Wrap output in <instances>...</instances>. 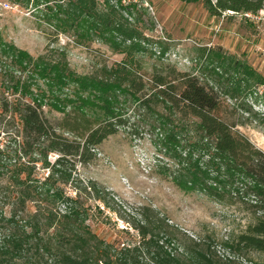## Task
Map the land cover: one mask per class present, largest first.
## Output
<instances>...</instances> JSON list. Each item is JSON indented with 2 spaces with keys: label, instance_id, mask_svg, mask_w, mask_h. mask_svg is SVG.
<instances>
[{
  "label": "trees",
  "instance_id": "16d2710c",
  "mask_svg": "<svg viewBox=\"0 0 264 264\" xmlns=\"http://www.w3.org/2000/svg\"><path fill=\"white\" fill-rule=\"evenodd\" d=\"M13 2L39 10V27L48 33L82 46L99 40L123 59L82 75L71 69L64 50L33 57L0 32V264H234L186 236L180 253L170 248L175 237L165 220L147 212L133 226L138 240L131 244L116 245L93 232L87 202L104 203L103 192L95 182H78L76 165L90 163L126 126L122 108L128 102L162 129L165 154L176 167L166 178L176 188L250 213L246 229L222 246L233 255L264 256V152L239 131L258 120L246 99H264V76L246 61L217 53L223 71L214 80L217 88L175 69L155 70L144 82L136 60L140 32L124 16L135 4ZM263 2L205 0V7L212 16H245L264 10ZM44 107L62 118L51 122ZM237 111L247 116L237 118Z\"/></svg>",
  "mask_w": 264,
  "mask_h": 264
},
{
  "label": "rangeland",
  "instance_id": "374dc122",
  "mask_svg": "<svg viewBox=\"0 0 264 264\" xmlns=\"http://www.w3.org/2000/svg\"><path fill=\"white\" fill-rule=\"evenodd\" d=\"M130 3L136 8L132 15L124 16L140 32L136 60L142 66L144 82H149L155 70L175 69L217 88L214 80L222 78L223 72L218 69L217 53L246 61L264 76V10L255 15H232L233 12L226 11L212 16L205 0H126L122 4ZM4 4L11 8H5ZM38 14L39 10L31 4L25 7L13 0H0L1 34L33 57L45 53L46 49L64 50L71 69L82 75L123 59V55L112 52L99 40L82 46L67 35L48 33L44 25L39 27ZM246 103L258 120H250L239 131L264 152V99L251 96ZM134 109L135 105L128 102L122 108L126 126L100 145L90 163L76 165L78 182L84 185L95 182L103 192L104 203L87 202L93 232L116 245L131 244L138 240L133 226L147 212L165 220L166 230L175 237L170 248L179 253V245L186 236L209 245L217 256L234 264H258L264 260L263 255L255 252L233 255L222 246L228 238L246 229L250 213L240 204H220L204 195L176 188L166 178L176 167L175 161L165 154L162 129ZM43 113L51 122L63 116L48 107L43 108ZM241 115L247 116L237 111L236 117ZM182 149L179 147L178 151ZM54 158L51 156L52 161ZM67 190L75 194L72 186Z\"/></svg>",
  "mask_w": 264,
  "mask_h": 264
},
{
  "label": "built area",
  "instance_id": "2783aa9c",
  "mask_svg": "<svg viewBox=\"0 0 264 264\" xmlns=\"http://www.w3.org/2000/svg\"><path fill=\"white\" fill-rule=\"evenodd\" d=\"M126 0H122V3L125 2ZM5 8H11V6H9L8 4H4Z\"/></svg>",
  "mask_w": 264,
  "mask_h": 264
}]
</instances>
